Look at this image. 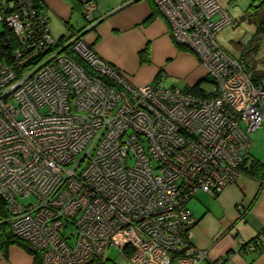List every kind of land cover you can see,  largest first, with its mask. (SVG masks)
<instances>
[{
    "label": "built area",
    "instance_id": "built-area-1",
    "mask_svg": "<svg viewBox=\"0 0 264 264\" xmlns=\"http://www.w3.org/2000/svg\"><path fill=\"white\" fill-rule=\"evenodd\" d=\"M151 1L206 69L205 97L134 86L80 33L54 38L31 0L0 4L19 41L0 61V224L41 264H82L109 246L126 264L224 263L195 246L186 205L238 177L249 135L264 124V78L255 84L242 57L217 42L232 22L220 0ZM96 9L84 4L86 20ZM240 245L258 251L264 232Z\"/></svg>",
    "mask_w": 264,
    "mask_h": 264
},
{
    "label": "crops",
    "instance_id": "crops-1",
    "mask_svg": "<svg viewBox=\"0 0 264 264\" xmlns=\"http://www.w3.org/2000/svg\"><path fill=\"white\" fill-rule=\"evenodd\" d=\"M10 1V0H9ZM93 1L97 9L89 20L82 18V5ZM51 34L68 39L91 22L92 29L82 39L96 54L127 76L134 86L158 84L188 89L204 83L206 69L189 50L177 45L170 27L151 0H40ZM78 7L75 11L73 4ZM222 7L225 4L219 2ZM54 18V19H52ZM62 23L55 36L51 23ZM205 89L203 85L201 86ZM264 113V99L262 100ZM250 161L264 166V124L249 135ZM197 223L192 231L197 248L206 250L211 259L223 264H264V246L256 252H244L240 242L251 241L264 232V189L261 180L243 170L231 185L218 194L198 191L187 202ZM0 264H34L33 257L11 245L7 254L0 247Z\"/></svg>",
    "mask_w": 264,
    "mask_h": 264
},
{
    "label": "trees",
    "instance_id": "trees-1",
    "mask_svg": "<svg viewBox=\"0 0 264 264\" xmlns=\"http://www.w3.org/2000/svg\"><path fill=\"white\" fill-rule=\"evenodd\" d=\"M11 1V0H10ZM34 5L40 10L42 8L40 0H31ZM73 1V0H72ZM9 5V8H13L9 3H5ZM73 8L75 11H78L77 5L73 2ZM1 10L3 6L0 5ZM157 11V10H156ZM41 12V11H40ZM158 12V11H157ZM42 13V12H41ZM43 14V13H42ZM243 18L246 19L253 26V34L251 35L248 42L242 44L237 43L236 46L240 50L241 57L244 62V66L246 72L250 75L251 80L257 84L262 78H264V67L262 70H255V63L253 62V57H255L260 51L261 44L264 42V0H250V4L244 11ZM3 24V31L0 33V61L2 60H10L11 51L13 48L18 45V39L14 34L13 30L8 28L5 23ZM60 43H63L64 39L58 40ZM77 63L83 67L87 74L90 76H95L108 83V81L99 76L97 73L90 71L77 57L71 55ZM264 66V59H263ZM203 82L209 83V78L207 77ZM202 83L197 84L191 88L186 89L188 93L196 96L205 97V90L201 87ZM248 158L246 157L243 163L240 165V171L243 170L247 174L252 177H256L262 181L264 177V166L263 164L257 161H250L248 167L246 163ZM250 242V241H249ZM247 242V243H249ZM11 245L18 246L22 248L27 254L33 257L34 264H41V255L39 251L33 249L28 244L22 242L18 238L14 236L12 231L10 230L8 223L0 224V247L4 250V254H7L8 248ZM82 264H107L103 261L102 258H91L88 261Z\"/></svg>",
    "mask_w": 264,
    "mask_h": 264
},
{
    "label": "rangeland",
    "instance_id": "rangeland-1",
    "mask_svg": "<svg viewBox=\"0 0 264 264\" xmlns=\"http://www.w3.org/2000/svg\"><path fill=\"white\" fill-rule=\"evenodd\" d=\"M220 1H222L225 4V8L228 9V14L231 16L232 22L230 25L225 27L218 34L216 40L219 43V45H221L223 48H225L230 54L239 57V56H241V54H240V50H239V48H237L236 44L237 43L244 44V43L248 42L251 35L254 32L253 26L246 19L243 18L244 11L247 8V6L250 4V0H220ZM5 3L10 4L11 1L0 0V4L4 5ZM84 4L82 5V8H83ZM0 10H1V8H0ZM7 10L10 11L9 9L6 8V11ZM84 15H85V12L82 11V18L84 20H86ZM52 19H54V18H52ZM62 26H63L62 23L60 24L59 21L58 22L53 21L51 23L52 31L55 34V36L59 35L62 32L61 31ZM87 29H88V26H86L80 32L81 38H82L83 33L85 31H87ZM2 31H3V24L0 21V33ZM75 34H79V32L75 33ZM263 59H264V42L261 44L260 51L258 52V54L255 57H253V62L255 63V65H254L255 70H262L263 69V67H264L263 66ZM202 85L205 89H208L210 87V84L208 82H204V83H202ZM132 163H133V161H131V160L128 161L129 165H132ZM20 202L22 204H29V203L34 202V199L31 197L30 198H24V199H21ZM69 230H71L70 227H69ZM22 242L27 244V242H25V241H22ZM101 258L107 264H126L125 260L120 256V251L113 246H109L106 249L104 256Z\"/></svg>",
    "mask_w": 264,
    "mask_h": 264
},
{
    "label": "water",
    "instance_id": "water-1",
    "mask_svg": "<svg viewBox=\"0 0 264 264\" xmlns=\"http://www.w3.org/2000/svg\"><path fill=\"white\" fill-rule=\"evenodd\" d=\"M136 1H139V0H135V1H132V2H136ZM97 22H95L94 24H92L90 27H88V29H87V31L89 30V29H92L93 28V26L96 24ZM87 31H85V32H87ZM84 32V33H85Z\"/></svg>",
    "mask_w": 264,
    "mask_h": 264
}]
</instances>
